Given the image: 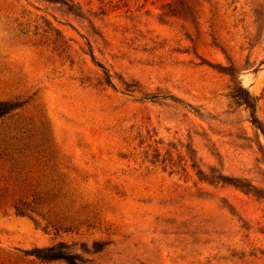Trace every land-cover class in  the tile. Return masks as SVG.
Segmentation results:
<instances>
[{
	"label": "rangeland",
	"instance_id": "374dc122",
	"mask_svg": "<svg viewBox=\"0 0 264 264\" xmlns=\"http://www.w3.org/2000/svg\"><path fill=\"white\" fill-rule=\"evenodd\" d=\"M9 99L0 133L44 124L64 182L59 228L0 212V252L264 264V0H0Z\"/></svg>",
	"mask_w": 264,
	"mask_h": 264
},
{
	"label": "trees",
	"instance_id": "16d2710c",
	"mask_svg": "<svg viewBox=\"0 0 264 264\" xmlns=\"http://www.w3.org/2000/svg\"><path fill=\"white\" fill-rule=\"evenodd\" d=\"M95 61L94 55L92 54ZM97 65L104 66L100 62ZM107 82L114 86L111 74L106 72ZM233 97L244 103L252 111L253 123H258L255 116V99L251 92L240 82L235 87ZM26 101L1 100L0 118L18 115ZM15 112V113H14ZM22 120L13 130L0 133V212L12 211L20 216H28L34 221H44L46 227L58 229V205L61 196L59 186L62 178L55 174L57 164L51 137L44 124L32 125L30 128ZM219 179H227L219 176ZM64 182V181H63ZM223 182H227L223 180ZM243 187L242 185H237ZM99 251L101 243H95ZM86 250V247L84 248ZM14 252H0V264H30L23 257H33L40 262L63 261L66 264H83L82 256L75 252L66 241H59L48 246H35L31 249Z\"/></svg>",
	"mask_w": 264,
	"mask_h": 264
}]
</instances>
